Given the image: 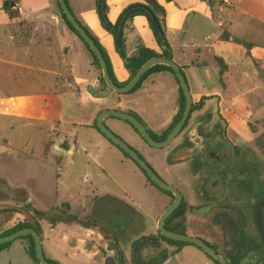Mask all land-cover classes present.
<instances>
[{
    "label": "rangeland",
    "instance_id": "374dc122",
    "mask_svg": "<svg viewBox=\"0 0 264 264\" xmlns=\"http://www.w3.org/2000/svg\"><path fill=\"white\" fill-rule=\"evenodd\" d=\"M2 46L4 60H0L6 62L9 50L4 39L0 40V47ZM45 51L46 49L40 50L41 54ZM239 51H243L242 48L239 47L238 52L234 51L233 54L225 53L229 63L235 65V77L242 67L250 73H255L252 60L247 59ZM12 75V70L6 63H0V230L5 228L6 221L10 218L3 210L4 206L7 205V210V207L15 205V202L18 203L15 208H19L22 204L17 202L19 199L17 194L9 196L10 191L19 188L28 191L31 202L39 209L52 213L50 217L53 219L60 217L53 209L61 208L66 204L70 206L74 216L81 217L85 211L87 215L91 211L90 200L117 190L133 203H138L148 217L151 230L156 229L158 218L170 204V196L151 183L146 186L144 173L124 157L125 164H122V156L104 149L100 144L101 141L96 139L90 130L75 128L76 125L93 123L95 108L110 107V104L86 103L78 98L76 91L72 92L68 88L52 91L53 86L47 78L51 77V74L42 75L29 71L16 74L17 80L12 79ZM232 81V85L224 94L225 97H230L225 98L226 103L219 106V112L213 115L212 120L198 121L192 116L186 130L199 122L200 136L212 139L216 137V140H219L217 155L223 161L218 166L221 172L213 181L223 183V190L219 187L218 192L228 194L231 198V187H236L235 199L238 201L239 210L247 218L249 240L253 244H261L259 251L249 250L239 264H264V154L256 145V139L264 135V83L252 80L240 83L234 78ZM168 94L169 97L162 106H149L146 101H142L143 113L132 112L157 137L166 131L162 132L158 128L166 126L168 121L161 120L162 117L155 120L154 115L160 112H172L175 107V97L171 92ZM211 108L206 117L212 116L213 110L218 106L213 104ZM118 110L127 112L126 109ZM112 121L108 127L142 155L162 179L177 187L196 207L207 205V199L200 197L198 187L201 186L203 178L211 173V168L202 161L201 155L194 157L188 151L185 153L187 160L181 161L180 154H173L175 147L182 143L186 131L169 147L158 149L145 143L124 120ZM55 122H60L61 125ZM55 130V134L62 132V136L69 141L82 140L90 144L85 145L82 142V147L90 146L87 152L97 158L103 157L102 159L113 166L116 182L99 178L102 170L97 168L85 152L65 155L63 162L58 165L56 162L61 161L59 156L55 157V161L54 156L48 152L53 141L59 139V134L53 136L52 142L49 143L50 140L46 142L49 134ZM251 130L255 133L250 132ZM213 165L217 166V163L214 162ZM26 204L33 208L31 204ZM204 206L201 210H206ZM32 215L33 213L29 214L28 220L33 223L36 218ZM40 226L42 227V224ZM4 233H1V236ZM42 234L44 249L47 248L50 237L57 245H66V243L68 245L72 238L83 241L90 239L85 229L75 223H61L56 228H49L46 224ZM226 241L228 238L224 240L225 243ZM27 242L29 243L28 240ZM23 243L21 240H16L11 245L17 248ZM77 245L83 243L79 241ZM86 247L94 250L88 245ZM218 248L224 256L235 251L237 246L222 244ZM190 250L193 253H181L174 264H214L196 248L190 247ZM158 252L155 251L156 254ZM151 253L152 250L149 248L144 251L143 257L151 256Z\"/></svg>",
    "mask_w": 264,
    "mask_h": 264
},
{
    "label": "crops",
    "instance_id": "0c3cea01",
    "mask_svg": "<svg viewBox=\"0 0 264 264\" xmlns=\"http://www.w3.org/2000/svg\"><path fill=\"white\" fill-rule=\"evenodd\" d=\"M106 1L109 7L108 18L113 24L118 22L121 14L128 7L148 6L146 0ZM156 1L166 10V38L171 47L173 60L181 67L187 78L194 104L199 103L203 98H208L203 109L193 113V118L198 121L212 120L219 106L224 105L226 103L224 101L230 97H225L224 94L227 88L232 85L233 78L240 83L250 80L264 83V69L257 68L254 61L247 57L243 46L232 42L233 38H239L247 42L264 43V0H228L230 5L224 4L225 0H212L214 3L212 6L209 0ZM15 2L12 10L18 18L10 19L3 10L4 0H0V40H5L9 50L7 61L4 62L2 61L4 60L2 56L4 48L0 47V59H2L0 63H6L12 70V79L17 80L16 74L20 75L29 71L42 75L51 74L52 76L47 78L50 80V85L53 86L52 91L68 88L72 92L76 91L78 98L86 103L110 104V107L95 108L93 111L94 122L98 114L105 109H126L127 113H143L142 101H146L149 106H162L169 97L168 92H171L176 101L172 112H160L154 117L152 116L155 120L162 117L161 120L168 121L166 126L158 128L160 131L164 132L169 128L176 114L180 96L179 85L171 73L157 72L150 75L142 87L131 95H119L107 90L100 82L101 71L93 66L90 52L63 20L56 0H15ZM68 4L78 21L91 31L107 51L117 81L120 83L129 81L130 74L117 53L115 39L104 29L100 21L97 13V0H68ZM16 6L17 11L14 10ZM226 32L231 34L230 41H223V35ZM123 34L129 56L136 54L139 44L156 52H162L159 42L150 28L149 19L145 15H137L127 21ZM239 47L243 50L239 51L242 52L240 54L252 60L255 73H250L245 67H242L239 68L238 76L235 77V65L229 63V58H226L225 53L238 52ZM41 49H46L45 53L41 54ZM252 54L257 61L264 62V49L256 48ZM218 58L222 59L229 67L224 74L221 73ZM213 104L218 108L213 110L212 116L206 117L212 110ZM113 119L117 118L111 117L106 120L107 126L113 122ZM94 122L76 125L75 128L90 130L94 137L101 141L100 144L104 146V149L122 156V164H125L124 158L132 161L93 127ZM55 123L61 125L60 122ZM198 123L197 125L200 126ZM199 131L200 127H198ZM55 132L56 130L49 134V139L46 142L49 140V143L52 142L53 136L59 134V139L53 141L48 152L54 156L55 161V157L59 156L61 161L56 162L58 165L63 162L65 155L85 152L94 161L97 168L102 170L99 178L116 182L113 166H110L107 160L102 159L103 157L97 158L94 154L87 152V148L90 146L83 148L82 142L84 141H69L62 136V132L56 134ZM84 144L90 145L86 142ZM134 165L139 169L135 163ZM175 167L179 168V166ZM146 184V186L149 185L147 179ZM21 191L24 192V197ZM10 192L9 196L18 195L17 202L22 203L19 208L29 203L35 210L46 212L31 202V195L25 189L19 188ZM111 193L120 194L117 190L111 191ZM17 204L15 202V205L7 207V210V205L4 206L3 210L10 218L6 221L5 228L0 230V236L1 233L10 230L28 218L27 214L12 210ZM46 224L51 228L47 221H43L42 229ZM147 233L153 232L149 230ZM23 242V245H18L17 248L10 245L1 250L0 264H37L27 253V241ZM46 247L45 255L59 264H103L98 251L89 250L86 245H67V243L66 245H57L56 241L50 237ZM183 252L193 253L190 247ZM180 255L171 258L167 264L172 262L174 264Z\"/></svg>",
    "mask_w": 264,
    "mask_h": 264
},
{
    "label": "flooded vegetation",
    "instance_id": "af4514ba",
    "mask_svg": "<svg viewBox=\"0 0 264 264\" xmlns=\"http://www.w3.org/2000/svg\"><path fill=\"white\" fill-rule=\"evenodd\" d=\"M198 127L200 126L196 123L184 130L186 131L185 137L182 143L175 147L173 154H180L181 161L187 160L185 153L188 151L194 157L201 155L202 161L211 168V173L203 178L201 186L198 187L200 197L204 200L207 199V205L203 204L206 210H201L203 205L196 207L183 195L184 199L180 207L185 204L186 211L182 216L174 218L168 226L178 230L176 233L203 240L220 253L219 245H235L234 234L239 230V206L235 199L237 189L235 186L231 187L232 198L228 194L218 192L217 188L222 187V190L224 188L223 183L219 184L213 181L214 177L221 172L218 166L221 165L223 159L217 155L220 143L216 137L212 139L200 136ZM214 162L217 163V166L213 165ZM139 169L143 173V170ZM147 183L151 182L147 180ZM151 185L153 184L151 183ZM174 199V197L171 198V203ZM89 202L91 211L87 215L85 211L81 217L74 216L70 206L66 204L61 208L53 209L54 213L60 216L59 219L50 217L52 213L38 211L46 213L48 216L46 219H36L33 223L41 225L43 221H47L51 228H56L61 223H75L83 227L90 239L83 241L73 238L69 245H77L81 241L83 245H88L90 249L98 251L103 264H167L171 258L181 254L189 247L196 248L200 254L203 253L207 259L213 262L212 258L194 244H179L164 239L165 236L160 233L158 226L152 230L153 233L146 234L147 231H151L147 215L138 203H133L123 194L107 193L102 197L96 196ZM246 233H248L247 228ZM226 238L228 241L225 243ZM27 240L29 241L27 244L30 245V239ZM149 248L152 250L151 256L143 257L144 251ZM155 251L159 252L156 254ZM224 257L227 258L226 255ZM213 263L215 264V262Z\"/></svg>",
    "mask_w": 264,
    "mask_h": 264
},
{
    "label": "trees",
    "instance_id": "16d2710c",
    "mask_svg": "<svg viewBox=\"0 0 264 264\" xmlns=\"http://www.w3.org/2000/svg\"><path fill=\"white\" fill-rule=\"evenodd\" d=\"M67 3H68V0H66ZM168 2H171L173 0H167ZM57 4H58V7L61 11V15H62V18L63 20L65 21V23L67 24V26L69 27V29L75 34L77 35L81 41L84 43V45L86 46V48L88 49V51L90 52L92 58H93V66L100 70L101 71V67H100V64H99V61L97 59V57L94 55V53L92 52V50L90 49V47L87 45V43L85 42V40L80 37L79 33L77 32V30L72 26V24L70 23V21L67 19L66 15L64 14V12L62 11L61 7H60V4L58 3V0H56ZM146 2L148 3V8L151 10V12L153 13L154 17H155V22H156V25L157 27L160 29V31L163 33L164 37H165V43H162L158 36H157V29L155 27V25L149 20V24H150V28L151 30L153 31L156 39L158 40L159 42V45L161 47V50L162 52L159 53V52H156L152 49H149L147 47H145L144 45L142 44H139L137 49H136V54L133 55V56H129L128 53H127V47H126V39L124 37V34L122 33L121 36H118L117 35V26L119 24V22L121 21V19L126 15L128 9L131 7H128L127 9H125L123 11V13L121 14L118 22L116 24H113L109 21V18H108V11H109V7L107 5V1L106 0H97V13L99 15V18H100V21L102 23V26L104 27V29L109 33L111 34L114 39H115V46H116V50H117V53L119 54L120 58L123 60L124 62V66L126 68V70L129 72L130 74V78H129V81L135 76V74L139 71V69L149 60L155 58V57H166V58H169V59H173V55H172V52H171V47L167 41V38H166V25H165V16H166V10L164 9V7H162L161 5H159V3L156 1V0H146ZM209 3L211 4V6L214 4L212 0H209ZM16 2L15 0H4V5H3V10L5 11V13L10 17V19H16L18 18L17 14L13 12L12 8L15 6ZM69 5V4H68ZM137 15H141V13H136V14H133L129 20H132L135 16ZM143 15V14H142ZM128 20V21H129ZM82 27L87 31V33L89 34V36L95 41V43L97 44V46L99 47V49L101 50L106 62H107V65L109 67V72H110V75L112 77V79L114 80V82L119 85V86H124L126 85L129 81H127L126 83H120L117 81V79L115 78V75H114V72H113V68H112V65H111V61H110V58L107 54V51L103 48V46L101 45V43L99 42V40L91 33V31L81 23ZM230 38H231V34H229L228 32L224 33L223 35V41H230ZM233 43L237 44V45H240V46H243L244 49L246 50V55L247 57L251 58L255 65L257 66V68L259 69H264V62L263 61H257L254 57H253V54H252V51L256 48H262L264 49V43H253V42H247V41H243L239 38H233L232 40ZM218 64H219V67H220V70H221V73L224 74L226 71H228L229 67L228 65H226V63L218 58ZM157 72H169L171 73L178 85H179V100H178V107H177V111H176V114L174 115L173 119H172V122L169 126V128L159 137L155 136L149 129L148 131L151 133V135L158 141H162V140H165L168 135L170 134V132L175 128V126L180 122V120L182 119L183 117V114H184V111H185V96H184V93L180 87V84L178 82V79L176 77V74L174 73V71L170 68V67H167V66H162V65H159V66H155L153 67L152 69L149 70V72L143 77V79L141 80V82L137 85V87L129 94L127 95H131L135 92H137L143 85V83L145 82V80L152 74L154 73H157ZM100 82L102 83L103 87L107 90H110V88L106 85L104 79H103V76H102V73H101V76H100ZM206 100H208V98H203L199 103H196L193 105V110L191 112V115H190V118L184 128V130L187 128V126L189 125L190 123V120L192 118V115L193 113H195L196 111H199L201 109H203V107L205 106V102ZM134 116H136L141 122L142 120L135 114L133 113H130ZM99 116V114H98ZM97 116V118H98ZM97 118L93 124V127L100 132L99 128H98V125H97ZM126 122V121H125ZM128 125L131 126V128L140 136V134L136 131V129L128 122H126ZM143 123V122H142ZM250 129H251V126H250ZM184 130L182 131V133L184 132ZM251 132L255 133L254 130H251ZM181 133V134H182ZM102 134V133H101ZM103 135V134H102ZM104 136V135H103ZM105 137V136H104ZM141 137V136H140ZM106 138V137H105ZM107 139V138H106ZM141 139L145 142V140L141 137ZM109 140V139H107ZM110 141V140H109ZM115 147H117L127 158L131 159V157L124 151H122V149H120L119 146L115 145L112 141H110ZM146 143V142H145ZM256 145L257 147L259 148V150H261V152L264 154V135L262 137H259L256 139ZM142 157V155H141ZM132 160V159H131ZM133 161V160H132ZM135 163V162H134ZM136 164V163H135ZM137 165V164H136ZM137 167H139L137 165ZM140 168V167H139ZM143 173L145 174L147 180L149 182H151L154 186H156L152 180L146 175V173L143 171ZM158 188V187H157ZM160 189V188H159ZM161 190V189H160ZM163 191V190H161ZM22 192V196L24 197V192ZM164 193H166L167 195L171 196V197H174L171 193L169 192H166V191H163ZM13 211H16V212H20V213H23V214H27L29 216V214L32 215V217L36 218V219H46L48 214L46 213H41V212H38L36 211L34 208H31L30 205H25L23 206L22 208H12ZM186 211V205L183 204L182 207H180L179 210H177L167 221L166 223V227L167 229H169L170 231H173V232H178V230L176 229H172L168 226V224L176 217L178 216H182L184 214V212ZM239 218H240V225H239V230L234 234V242H235V245L237 246V249L235 251H232L230 253H228L226 255V259H228L229 261V264H239V261L242 260L244 258V256L246 255V253L250 250L251 252H257L260 250V245H256V244H253L250 240H249V237L246 233V228H247V218L246 216L244 215V213L242 211L239 210ZM28 227H33L35 228L41 235H42V228L41 226L39 225V223H32L28 220V218L24 221V222H21L19 224H17L15 227H13L12 229H10L9 231H7L6 233L3 234V236H7V235H10L14 232H17L21 229H25V228H28ZM164 239L166 240H169L171 242H175V243H179V244H185V243H182V242H178V241H174V240H170V239H167L165 237H163ZM27 239H30L31 243L30 245H28V248H27V253L28 255L32 258V260L37 263V264H40L38 259H37V255H36V251H35V244H34V239L32 236H26V237H23V238H20L18 240H27ZM11 243H8V244H4V245H1L0 246V251L9 247ZM179 246H186V245H179ZM187 246H190V245H187ZM194 246V245H193ZM213 262H215V264H219V262H217L216 260L212 259ZM50 262H52L53 264H58L56 263L55 261H52V260H49Z\"/></svg>",
    "mask_w": 264,
    "mask_h": 264
},
{
    "label": "water",
    "instance_id": "95a60500",
    "mask_svg": "<svg viewBox=\"0 0 264 264\" xmlns=\"http://www.w3.org/2000/svg\"><path fill=\"white\" fill-rule=\"evenodd\" d=\"M58 3L60 4V7L64 14L66 15L67 19L70 21L72 26L77 30L80 37H82L87 45L90 47L94 55L97 57L100 67H101V73L103 76V79L106 83V85L110 88L111 91L119 94V95H127L131 93L137 85L141 82L143 77L149 72L150 69H152L155 66H167L170 67L174 73L176 74V77L178 79V82L180 84V87L184 93L185 96V111L183 114L182 119L180 122L175 126V128L170 132L168 137L165 140L158 141L156 140L151 133L148 131L147 127L142 123L136 116L121 111V110H115V109H107L102 111L98 118H97V125L100 130V133H102L107 139L112 141L115 145L119 146L122 151L126 152L131 159L146 173V175L152 180V182L156 185V187L160 188L163 191L169 192L174 196V201L165 209V211L161 214L159 221H158V230L160 233L165 236L168 239L178 241V242H184V243H190L197 246L199 249L204 251L210 258L216 260L219 262V264H229L227 259L217 252L213 247L208 245L206 242L199 238L191 237L186 234H180L173 231H170L166 228V222L167 220L179 209V207L182 205L184 196L183 194L175 187L174 185H171L167 183L158 173L149 165V163L140 156V154L132 148L126 141H124L121 137L116 135L106 124V120L108 118H117L124 120L128 123H130L136 131L140 134V136L145 140V142L150 145L153 148L158 149H164L169 147L182 133L184 130L191 112L193 110L194 105V98L191 92V89L189 87L187 78L185 74L183 73L181 67L173 60L166 57H155L149 61H147L135 74V76L124 86L117 85L114 80L112 79L109 67L107 65V62L95 43V41L89 36L87 31L82 27L81 23L78 21L76 16L73 14L72 10L70 9L68 3L66 0H58ZM17 11V6L14 9ZM136 13H141L155 25L157 29V36L159 40L162 43H165V37L163 33L160 31V29L157 27L155 22V17L151 10L147 6H132L128 9L126 15L121 19L117 26V35L121 36L123 33V29L129 18ZM25 236H32L34 239L35 244V251L37 255V259L40 264H53L50 262L44 252L43 247V238L41 234L32 227L21 229L17 232H14L7 236H1L0 237V246L4 244H8L11 242H14L20 238H23Z\"/></svg>",
    "mask_w": 264,
    "mask_h": 264
},
{
    "label": "built area",
    "instance_id": "2783aa9c",
    "mask_svg": "<svg viewBox=\"0 0 264 264\" xmlns=\"http://www.w3.org/2000/svg\"><path fill=\"white\" fill-rule=\"evenodd\" d=\"M224 4H226V5H230V2H229L228 0H225V1H224Z\"/></svg>",
    "mask_w": 264,
    "mask_h": 264
}]
</instances>
